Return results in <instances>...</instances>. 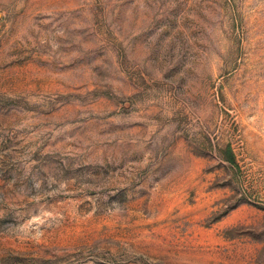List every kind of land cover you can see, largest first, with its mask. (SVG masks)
Instances as JSON below:
<instances>
[{"label": "rangeland", "instance_id": "374dc122", "mask_svg": "<svg viewBox=\"0 0 264 264\" xmlns=\"http://www.w3.org/2000/svg\"><path fill=\"white\" fill-rule=\"evenodd\" d=\"M0 264H264V0H0Z\"/></svg>", "mask_w": 264, "mask_h": 264}, {"label": "trees", "instance_id": "16d2710c", "mask_svg": "<svg viewBox=\"0 0 264 264\" xmlns=\"http://www.w3.org/2000/svg\"><path fill=\"white\" fill-rule=\"evenodd\" d=\"M230 160L233 161L232 157H230Z\"/></svg>", "mask_w": 264, "mask_h": 264}]
</instances>
